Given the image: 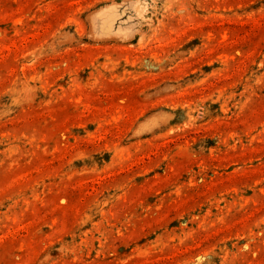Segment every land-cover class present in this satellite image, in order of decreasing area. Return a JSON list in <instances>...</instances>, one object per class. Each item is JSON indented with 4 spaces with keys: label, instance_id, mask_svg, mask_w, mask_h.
Wrapping results in <instances>:
<instances>
[{
    "label": "rangeland",
    "instance_id": "rangeland-1",
    "mask_svg": "<svg viewBox=\"0 0 264 264\" xmlns=\"http://www.w3.org/2000/svg\"><path fill=\"white\" fill-rule=\"evenodd\" d=\"M0 264H264V0H0Z\"/></svg>",
    "mask_w": 264,
    "mask_h": 264
}]
</instances>
